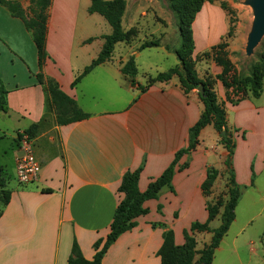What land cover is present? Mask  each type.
Masks as SVG:
<instances>
[{
  "label": "crops",
  "instance_id": "1",
  "mask_svg": "<svg viewBox=\"0 0 264 264\" xmlns=\"http://www.w3.org/2000/svg\"><path fill=\"white\" fill-rule=\"evenodd\" d=\"M222 2L239 16L235 0H215L205 2L192 23V57L200 79L221 73V68L204 54L225 41L229 32L230 14L222 8ZM21 6L26 12L22 2ZM89 6L90 0H52L48 10V57L42 74L45 79L54 80L89 115L87 119L59 126L48 107L46 90L36 80L38 56L31 36L23 22L0 5V81L8 92L7 111H0V167L8 178L5 189L10 192V201L6 205L0 203V264H67L73 241L83 257L92 260L93 245L97 240H105L113 213L123 197L117 190L124 172L141 167L138 189L145 192L172 164L176 153L186 147L188 129L203 110L197 90L184 93L177 77L149 85L157 74L179 65L175 54L178 40L174 45L169 41L171 36H179L178 29H171L173 16L158 22L155 32L149 35L157 34L159 40L158 47L149 49L158 51L160 61L171 59L172 67L166 70L152 59L143 65L139 63L143 53L138 50L139 44L118 43L108 61L72 87L75 78L98 56L103 36L111 33L101 16L88 13ZM127 12L126 5L122 19ZM134 22L131 19L123 29L138 28ZM239 30L235 24L228 40L226 51L231 61V53L241 40ZM88 39L93 40L86 43ZM130 57L137 67L135 85L121 73L122 65ZM137 85L147 88L140 91ZM214 90L218 102L224 103L227 127L233 134L230 162L240 188L238 204L244 195L262 202L257 216L263 217L264 104L248 98L232 106L225 101V90L219 81ZM34 123L39 124V130L31 140L40 175L35 183L20 185L15 178L17 133ZM218 139L219 134L211 126L200 132L194 151L182 156L176 165L172 191L164 187L156 199L144 203L148 213L138 217L135 227L118 237L102 258V264H160L157 252L164 230L154 224L162 223L171 229L175 244L182 245L183 232L193 222H206V203L225 185L224 162L228 153ZM211 168L224 180L217 178L210 195L205 196L201 186ZM217 219L209 223L211 229L218 227H213ZM234 223L236 216L216 249L212 264L231 237ZM250 226L251 221L233 235L234 264H244L236 244H245ZM198 237L202 239L200 250L211 240V233H196L195 238ZM247 256V264H264L263 248L260 253L249 250ZM255 256L259 262L253 259Z\"/></svg>",
  "mask_w": 264,
  "mask_h": 264
},
{
  "label": "trees",
  "instance_id": "2",
  "mask_svg": "<svg viewBox=\"0 0 264 264\" xmlns=\"http://www.w3.org/2000/svg\"><path fill=\"white\" fill-rule=\"evenodd\" d=\"M21 1L0 0V5L4 6L12 17L20 19L31 36L38 56L39 73L36 76V80L46 90L48 107L55 115V123L59 126H65L87 119L89 115L83 113L77 103L63 93L54 80L49 78L45 79L42 74L45 60L48 57L46 52V34L49 17L48 10L51 0H30L28 7L29 15H26V12L22 9ZM166 1L168 2L169 10L173 13L177 21L180 45L175 50V54L179 65L166 72L157 74L149 82V85L154 82H166L172 77H177L184 93H189L199 86H202L203 93H198V96L203 104V110L196 123L188 129L186 147L176 153L172 164L148 185L145 192H140L138 189L141 167L133 171L127 170L124 172L117 190L123 197L113 213L109 226L110 231L105 240L100 239L94 243L93 248L95 254L92 260H86L76 241H73L67 264H102V258L118 237L134 228L136 225L135 220L138 217L148 213L144 207V203L148 200L156 199L164 187H168L172 191L170 185L178 161L182 156L194 151L198 145L200 132L207 126H211L218 134L225 133L223 136H219V144L228 153V159L225 162V165L230 169L227 181V198L225 201H222V198H220V201L214 204L206 203V211L208 214L206 222H193L189 229L183 232L184 243L182 245L175 244L174 232L171 229H167L162 223L154 224L153 226H158L164 230L162 233V244L157 252L160 264H212L216 249L235 220L240 188L235 183L230 162L234 152L233 134L227 127L224 103L218 102L214 85L216 81L222 84L225 90V101L232 106H236L248 98L258 99L262 94L264 81V55L261 56L258 64L251 67L247 76L242 77L236 72L226 51L228 40L233 36L236 22L232 18V12L222 2V8L228 10L230 14L229 32L225 41L212 47L210 52L204 54L205 58H211L214 64L221 68V73L214 78L212 76H206L204 79H200L197 74L195 60L192 57L194 51L192 23L204 3H212L215 0ZM125 10V0H90L88 13L101 16L110 26L111 33L103 36L104 42L98 56L75 78L72 87H75L95 67L108 61L112 57L116 44L131 43L132 39L130 38L133 30L129 29L126 31L122 27V17ZM133 37L134 35H132ZM92 40L88 39L86 43ZM158 46L159 40H154L142 43L138 50L142 51ZM121 73L131 79L132 85L136 84L137 67L133 57H130L122 65ZM137 87L140 91H144L147 88V86L140 85H137ZM7 94L8 92L3 82L0 81V111L4 113L7 111ZM38 130L39 124L34 123L24 130L23 133L28 138L34 139ZM17 137L20 138L19 133H17ZM217 176L218 171L213 168L208 169L206 179L201 186L205 196L209 195ZM4 177L6 178L5 173L0 167V203L2 205H6L10 201V192L5 189V181L7 180H4ZM217 216H219L220 225L216 229H211L209 223ZM193 232L211 233L210 242L204 245L202 249L196 250V241L191 235Z\"/></svg>",
  "mask_w": 264,
  "mask_h": 264
},
{
  "label": "rangeland",
  "instance_id": "3",
  "mask_svg": "<svg viewBox=\"0 0 264 264\" xmlns=\"http://www.w3.org/2000/svg\"><path fill=\"white\" fill-rule=\"evenodd\" d=\"M244 1L245 0H235V2L239 5V9H240L239 16L235 12L230 10L232 12V18L235 20L237 26H239V29H240L239 33H241V40L238 43V47L236 48V50H234L233 53H231V56H232L231 62L233 63L236 69V72L240 74L242 77L247 76L249 71L251 70V67L258 64L259 59L261 58L262 55H264V36L260 40L259 44L255 47L253 54L251 56L248 57L245 54V46H246L248 34L251 29L253 14H252L251 8L244 5ZM21 2L23 3V5L26 6V15H29L28 7L30 5V0H22ZM125 2L128 8V12H127L126 18L124 17V19H122V26L125 27L126 25L130 24L131 19H134L135 21L134 26L138 27V28L136 27L130 28L131 30H133L132 35H134V37L132 38V35H131L130 39H132V41L131 43L127 45L139 44L140 46L144 42L157 40V37H158L157 34H155L152 37L149 35L155 32V29H157L158 27L157 25L158 22H162L165 19L170 20L172 16L174 18V26L171 29L177 31V21L173 13L169 10L168 2L166 0H125ZM176 36L177 35L171 36L169 41L171 45H174L177 39L178 47H179L180 45L179 36L177 37ZM157 52L158 51L156 49H149V48L144 49L142 53L141 62L139 61V63L146 65V63H150L152 59L153 61H157L156 63L157 66L164 67V69L166 70L172 67L173 64H171L172 63L171 59L170 60L162 59V61H160L158 59L159 55H156L158 54ZM140 67H142L141 64H140ZM140 74H141V70H140ZM256 103L264 104V81H263V87H262V94L258 99H256ZM218 144H219V139H218ZM5 158L9 159V156H6ZM227 159H228V154L226 156V160ZM229 171L230 169L225 165V172H224L225 180L218 172L217 178H221V177L223 178L221 179L224 180L225 182L224 188L221 189L220 192L213 199L208 200L207 203L214 204L215 202L220 201V198H222V201L226 200L227 181H228ZM4 180L8 181V178L6 179L4 177ZM10 180H11V184L13 185L14 182L12 178H10ZM262 207H263L262 202H257V201L254 202L249 197H246V195H244V197L241 199L237 207L236 223L232 225L231 231L229 233L231 237L230 238L228 237V239H226L225 243L223 244L222 252L216 255L215 264H232V263L234 264L235 263V260H233V255H232L233 250L235 249V246L233 247V240H232L234 237L233 235L236 233L238 228L244 226V224L249 221H251V226L247 231L248 237H247V240L245 241V244H243L242 241H239L236 244V247H237L236 249L239 250L238 253L241 257V262L244 264L248 263L247 253L249 250H254L260 253L262 248L264 249V216L263 217L257 216L260 210H262ZM262 213L264 215V210L262 211ZM216 218L218 219L213 223V227L219 226L220 224L219 216H217ZM196 233H199V232H193L191 235L194 237L196 241V250H199L198 249L200 248L199 246L202 245V239L200 237L195 238ZM204 233H207V232H204ZM203 238L205 239L206 235H204ZM248 238L251 240L252 242L251 244H248L247 242L249 241ZM244 245L247 248H245ZM253 259L256 262L260 261L258 256H255ZM236 264H238L237 261H236Z\"/></svg>",
  "mask_w": 264,
  "mask_h": 264
},
{
  "label": "built area",
  "instance_id": "4",
  "mask_svg": "<svg viewBox=\"0 0 264 264\" xmlns=\"http://www.w3.org/2000/svg\"><path fill=\"white\" fill-rule=\"evenodd\" d=\"M19 134V154L15 158V178L18 184L28 185L38 181L41 167L34 156L32 140L23 132Z\"/></svg>",
  "mask_w": 264,
  "mask_h": 264
},
{
  "label": "water",
  "instance_id": "5",
  "mask_svg": "<svg viewBox=\"0 0 264 264\" xmlns=\"http://www.w3.org/2000/svg\"><path fill=\"white\" fill-rule=\"evenodd\" d=\"M244 5L250 7L253 14L251 29L245 46V54L249 57L264 36V0H245ZM196 90L199 94L203 93L202 86H199ZM224 134L222 132L219 136Z\"/></svg>",
  "mask_w": 264,
  "mask_h": 264
}]
</instances>
